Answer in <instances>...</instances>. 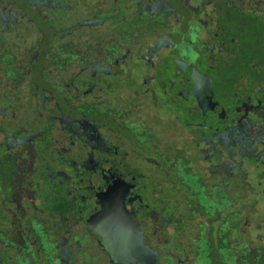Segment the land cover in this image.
<instances>
[{
	"label": "flooded vegetation",
	"instance_id": "1",
	"mask_svg": "<svg viewBox=\"0 0 264 264\" xmlns=\"http://www.w3.org/2000/svg\"><path fill=\"white\" fill-rule=\"evenodd\" d=\"M264 264V0H0V264Z\"/></svg>",
	"mask_w": 264,
	"mask_h": 264
},
{
	"label": "water",
	"instance_id": "2",
	"mask_svg": "<svg viewBox=\"0 0 264 264\" xmlns=\"http://www.w3.org/2000/svg\"><path fill=\"white\" fill-rule=\"evenodd\" d=\"M111 256H112V260L114 263H118V264H132V261H125V260H119L118 257H116V255L114 254V252H111ZM154 260L152 261V258L149 256H146L142 258V260H140V264H154Z\"/></svg>",
	"mask_w": 264,
	"mask_h": 264
}]
</instances>
